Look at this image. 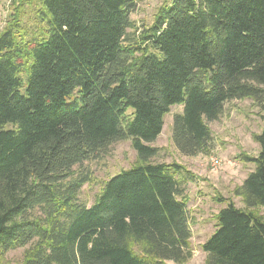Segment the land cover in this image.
Returning a JSON list of instances; mask_svg holds the SVG:
<instances>
[{
  "label": "trees",
  "instance_id": "1",
  "mask_svg": "<svg viewBox=\"0 0 264 264\" xmlns=\"http://www.w3.org/2000/svg\"><path fill=\"white\" fill-rule=\"evenodd\" d=\"M137 2L23 0L0 30V264L26 245L19 264H186L192 178L151 162L147 144L174 105L185 156L208 151L227 101L251 99L264 118V0H165L130 33ZM254 139L233 189L243 207L216 214L206 264H264V128ZM123 140L137 162L79 202V168Z\"/></svg>",
  "mask_w": 264,
  "mask_h": 264
},
{
  "label": "rangeland",
  "instance_id": "2",
  "mask_svg": "<svg viewBox=\"0 0 264 264\" xmlns=\"http://www.w3.org/2000/svg\"><path fill=\"white\" fill-rule=\"evenodd\" d=\"M22 1L0 0V30ZM164 1L138 0L130 14L133 25L130 33L133 31L137 33L142 27L149 26L158 7ZM24 8L26 16L30 15L31 7L25 4ZM181 109L179 105L170 108L164 116L161 133L147 145L157 148L156 155L150 159L151 162H176L190 173L192 179L186 184L185 196L191 231V256L186 264H206L201 244L214 231L216 214L229 201L236 207H243L240 197L234 195L233 189L242 183L247 173L254 167L251 162H245L242 156L257 155L259 146L254 135L264 128V118L263 112L251 99L227 101L218 118L207 123L212 135L208 151L195 156H185L173 145L171 133L173 115ZM136 162V152L130 140L115 142L106 154L85 161L79 169L87 171L90 179L80 189L78 201L86 206L91 205L103 181ZM258 211L263 213L262 208H258ZM28 246L7 251L1 264H19ZM167 263L174 264L170 261Z\"/></svg>",
  "mask_w": 264,
  "mask_h": 264
}]
</instances>
